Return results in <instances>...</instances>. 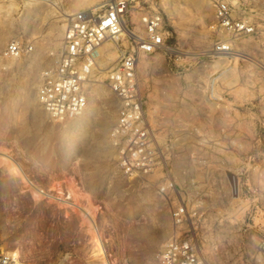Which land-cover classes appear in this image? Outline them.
Instances as JSON below:
<instances>
[{
	"label": "rangeland",
	"instance_id": "1",
	"mask_svg": "<svg viewBox=\"0 0 264 264\" xmlns=\"http://www.w3.org/2000/svg\"><path fill=\"white\" fill-rule=\"evenodd\" d=\"M227 1L234 15L255 21V34L234 37L216 26L212 0L161 7L171 50L141 55L138 63L161 161L143 180L120 173L110 141L117 100L106 76L118 57L95 68L77 118L53 121L36 98L39 73L61 46L66 14L103 10L107 0H0V52L12 40L32 46L0 63V252L16 251L25 264H103L102 247L110 264H158L175 233L191 235L206 264H264V0ZM130 18L128 28L143 35L139 13ZM127 37L115 39L119 50L129 46ZM217 40L250 58L239 56L234 65L252 104L243 111L255 123L222 122L217 102L207 103L202 125L174 119L183 112L174 108L175 73L189 62L215 72L218 58L210 50ZM168 178L175 189L162 194L158 187ZM27 179L48 195L35 196ZM180 205L189 216L175 227L170 210Z\"/></svg>",
	"mask_w": 264,
	"mask_h": 264
},
{
	"label": "built area",
	"instance_id": "2",
	"mask_svg": "<svg viewBox=\"0 0 264 264\" xmlns=\"http://www.w3.org/2000/svg\"><path fill=\"white\" fill-rule=\"evenodd\" d=\"M168 0H107L103 10L75 12L68 16L62 43L52 65L38 76L36 98L47 117L56 122L80 116L87 105L86 84L95 70L96 48L105 40L117 38L131 23V11L139 13L144 34L127 37L129 46L120 51L117 63L107 70L106 84L117 100L110 141L115 149L120 173L127 178L145 179L160 161L159 147L143 110L144 100L138 77L141 55L171 50L172 37L165 28L161 7ZM216 26L237 37L257 32L255 21L234 15L227 0H212ZM32 50L31 45L10 41L0 52V63ZM213 56H232L229 42L217 40L210 50ZM175 189L168 178L158 191ZM174 226L187 220L182 206L170 210ZM158 264H206L194 238L189 234L169 238L157 254ZM0 264H25L16 251L0 252Z\"/></svg>",
	"mask_w": 264,
	"mask_h": 264
},
{
	"label": "crops",
	"instance_id": "3",
	"mask_svg": "<svg viewBox=\"0 0 264 264\" xmlns=\"http://www.w3.org/2000/svg\"><path fill=\"white\" fill-rule=\"evenodd\" d=\"M239 56L246 57L236 51L232 56H217L215 72L192 67L189 62L185 63L181 71L175 73L174 108L183 110L175 115L177 122L202 125L207 120V103L217 102L219 109L225 111L221 116L222 122L225 120V123L232 124L243 120L248 124L255 123L249 112L243 111L250 110L252 104L245 92L242 93L245 83L234 65L235 58L238 59Z\"/></svg>",
	"mask_w": 264,
	"mask_h": 264
},
{
	"label": "bare ground",
	"instance_id": "4",
	"mask_svg": "<svg viewBox=\"0 0 264 264\" xmlns=\"http://www.w3.org/2000/svg\"><path fill=\"white\" fill-rule=\"evenodd\" d=\"M69 16V15H71V14H66V16ZM121 34H127L129 37H132V36H134L136 33L135 32H133V31H131V30H127V29H125V28H123V31L121 32ZM120 34V35H121ZM119 35V36H120ZM116 38H114V39H110V40H115ZM106 41V40H105ZM104 41V42H105ZM116 42H118L117 40H115V41H113V43L112 44H110V43H104V44H100L97 48H96V53H95V68L97 69V67L99 68V69H101V67H100V65L101 64H103V62H105V61H115L116 59H117V57H119L117 54V52H118V45H117V43ZM122 49H120L119 50V55H120V51H121ZM106 57V58H105ZM97 58V59H96ZM97 60H98V63H97ZM3 156H4V158H6V160H10V162H11V164H12V167L14 168V170H15V172L17 173V174H21V175H24V173H23V170H22V168H21V165L16 161V160H14L13 159V157H11L9 154H3ZM27 181V184H28V186L30 187V189L32 190V193L35 195V196H40V195H48V193H46L44 190H42V189H40V188H38L37 186H35L34 185V182H32V181H30V180H26ZM67 198H69V196L68 197H64L63 198V200L65 201ZM88 220H89V222H90V225H91V217H89L88 216ZM93 222V221H92ZM97 236H99L98 234H97ZM101 252H102V254H103V259H104V261H103V264H110L109 263V261H108V259H107V257H106V254H105V252H104V250H103V248L101 247Z\"/></svg>",
	"mask_w": 264,
	"mask_h": 264
}]
</instances>
